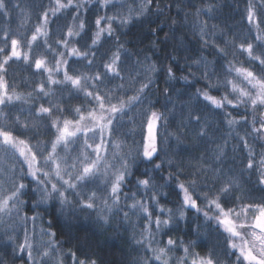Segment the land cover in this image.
<instances>
[{
	"label": "snow or ice",
	"instance_id": "obj_1",
	"mask_svg": "<svg viewBox=\"0 0 264 264\" xmlns=\"http://www.w3.org/2000/svg\"><path fill=\"white\" fill-rule=\"evenodd\" d=\"M181 4L192 7L191 0H167L166 6L180 12ZM166 6L164 0H49L45 8L43 0H32L29 8L39 22L30 39L24 32L31 17L16 30L0 29V264H9V256L13 264L17 258L21 264H98L80 255L82 245L74 249L61 241L52 219L45 225L52 208L68 222L70 236L71 218L83 214L87 227L76 237L83 244L90 243L92 229L102 232L117 217L125 224L143 219L139 231L132 225V264H221L215 246L201 243L213 233L223 239V255L235 257L228 264H264V0H247L244 19L251 27L239 39L218 23L209 30L219 3L195 7L191 31L201 51L186 57L192 79H179L189 87L203 80L205 86L185 97L169 66L160 110L153 85L161 69L148 56L129 65L133 52L122 34L134 23H151ZM89 11L93 25L82 15ZM204 14L208 19H201ZM10 15L9 0H0V17ZM188 16L184 12V20ZM177 23L168 26L170 33ZM229 47L247 66L227 59ZM17 62L40 77L35 85L22 81L24 91L8 81ZM212 89L223 95H212ZM177 104L180 124L196 130L206 153L187 181L181 179L183 162L175 159L183 142L170 130ZM219 120L226 125L220 137ZM140 164L143 178L136 177L129 195L125 185ZM173 185L178 199L170 208L159 197ZM191 211L202 223L191 236L174 238Z\"/></svg>",
	"mask_w": 264,
	"mask_h": 264
},
{
	"label": "trees",
	"instance_id": "obj_2",
	"mask_svg": "<svg viewBox=\"0 0 264 264\" xmlns=\"http://www.w3.org/2000/svg\"><path fill=\"white\" fill-rule=\"evenodd\" d=\"M184 2L188 3L189 0H184ZM208 2L219 3V7L215 9L214 19L209 22V30H211V24L218 23L219 28L225 32H228L230 29L234 31L237 34L238 39L241 38L242 35H248L247 29L251 26L247 25V21L244 19L247 0H191L192 7H184V5L181 4L182 11L180 12L177 11L176 7H167V0H164L166 7L162 16H152L150 18L151 23H134L129 26L125 33L122 34V40L126 41L127 47L133 52L129 65L133 64L137 59H143L145 56H148L160 67L161 70L155 74V84L153 85V98L159 100L157 108L160 110H163L161 105L165 102V71L169 66L172 67L173 73L178 78L173 82L175 87L181 89L185 94V97L187 94L194 92L196 88H203L205 86L206 82L203 80H200L199 82L193 81V85L190 87L185 86L183 80L179 78L182 76H189V79H192L191 70L189 68V65H191L192 62L190 59H186V57L194 56L196 53L201 51L199 38L191 31V25L194 20L193 13L196 6H201L202 3ZM31 3L32 0H9L11 15L8 17H0V29L16 30L22 23L24 17H31L26 22V31L24 32V36L30 39L32 31H34V25L39 22L35 18V12L29 8ZM43 3L45 8L49 6V0H43ZM17 4L20 5L19 8L13 7ZM184 12L189 13L187 20H184ZM82 15H84V18L87 20L89 25L94 24V11H89L88 13ZM201 19H208L207 14L202 15ZM173 20H176L178 23L175 27L174 33H170L168 26L172 24ZM158 25H163V27H158ZM51 27L52 26L50 25V29ZM150 29L157 30L154 33ZM166 35L168 36V39L165 38ZM254 36L255 31L251 33V37L254 38ZM43 39V37H40V41H43ZM153 41H155V45L153 44ZM178 41L183 43V47L177 46ZM21 50H27L24 48L23 40L21 43ZM202 51L208 55L209 59H212V56L210 55L211 48H206ZM173 56L176 57L175 60L171 59ZM227 59H235L237 66H240V62L244 61L245 66H247L244 56H240L238 58H234L232 56L231 47L228 49ZM24 67L25 66L21 62H17L11 64V67L8 70V81L10 84L15 82L18 91L25 90V84L22 83V81L32 79L35 85V82L40 79L39 76L31 77L30 72L25 71ZM31 71L35 72L34 67ZM46 76L47 73L44 74V78H46ZM137 79H139V77H137ZM211 94L217 97L223 95L222 92H218L216 89H212ZM206 104L207 102H203L202 107ZM180 117L181 105L177 104L176 116L173 118L174 125L170 130L176 132L183 142L180 152L175 159L183 162L184 171L181 172V179L187 181L193 178L194 167L198 166L197 161L202 155H206V153L204 152V144L201 143L196 136V130L189 124L181 125ZM218 127L220 131L217 132V136L220 137L226 129V125H224L222 120H219ZM43 139L47 140L48 138L44 137ZM33 143H35V141H33ZM172 143L174 144L175 141L173 140ZM236 143L237 140L235 138L231 140L227 149L229 155L232 154L231 145ZM256 151H261L258 143L256 144ZM239 152L240 150H238V154ZM190 159L192 161L191 166L188 164ZM165 169H167L166 165ZM143 171V164H140L137 168L133 169L135 175L133 177H129L128 179L131 183L125 185L126 191L131 190L129 191V195H131V192L135 191L136 177L143 178L141 175ZM163 174L167 176V170ZM195 178L199 180V173L196 174ZM157 182H163L159 180L158 174ZM200 187L203 188L204 184L200 183ZM164 191L168 192L169 195L159 197L160 202L165 204L167 207H174L178 199V189H176L173 185L170 188L164 189ZM143 195L144 193L140 192L137 194V198H140ZM129 203H131V201H129ZM148 203L151 211V201L149 200ZM120 216H122V213ZM49 219L53 220L52 230L57 231L60 234L61 241H67V243L71 244L74 249L78 246V244L82 245L79 248L80 255H91L98 259V264H125V262H127V264H132L131 258L136 254L133 251L134 245L130 239L132 225L136 224V230L139 231L144 222L143 219L137 220L136 217H133L131 221L125 224L119 217H117L113 219L111 226L102 232L92 229L90 243L83 244L82 239H76L77 236L81 235L78 229L87 227L84 223L83 214H78L76 217L71 218V236L66 226L68 222L65 218L59 217L54 208L49 209V211L44 214L45 225ZM199 223H202V217L198 218L194 211L189 212L187 222L182 224L177 232L174 233V238L179 236L187 238L191 236V228L195 227V225ZM29 227H31V225H29ZM20 235L22 236V233ZM217 235L218 234L213 233L210 240L202 241L201 243L207 244L208 247L215 246L216 252L220 256L221 264H228L229 260H234L235 257H225L223 255V239L221 237L218 240ZM3 254L4 251H0V255ZM9 264H13L10 256ZM15 264H21V261L17 258L15 260Z\"/></svg>",
	"mask_w": 264,
	"mask_h": 264
}]
</instances>
